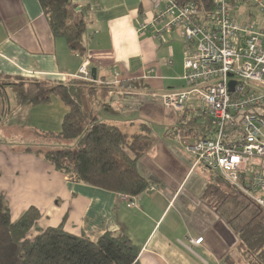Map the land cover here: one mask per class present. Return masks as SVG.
Segmentation results:
<instances>
[{
	"label": "crops",
	"instance_id": "crops-1",
	"mask_svg": "<svg viewBox=\"0 0 264 264\" xmlns=\"http://www.w3.org/2000/svg\"><path fill=\"white\" fill-rule=\"evenodd\" d=\"M72 2L85 15L83 55L71 52L65 39L53 35L39 0H0V76L66 81L79 78L86 66L91 75L96 69L98 84H130L127 96H112L97 116L130 136L142 124L153 129L158 140L140 160L139 171L155 190L149 188L132 203L68 179L33 148L41 134L61 132L69 108L54 97L46 105L19 108L7 119L0 98V194L12 220L35 207L42 230L63 226L97 241L124 229L140 249V264L227 263L238 237L205 196L217 177L208 175L189 150L193 133L185 129L188 140L181 138L182 129L171 132L184 115L196 116L203 103L198 95L182 111L162 103L164 95L186 88L182 77L188 46L183 30L162 32L166 21L157 17L163 1ZM142 26L146 29L140 34Z\"/></svg>",
	"mask_w": 264,
	"mask_h": 264
},
{
	"label": "trees",
	"instance_id": "trees-1",
	"mask_svg": "<svg viewBox=\"0 0 264 264\" xmlns=\"http://www.w3.org/2000/svg\"><path fill=\"white\" fill-rule=\"evenodd\" d=\"M39 3L53 35L65 39L71 52L83 55L85 15L72 0H39ZM177 3L181 7L194 5L202 20H209L216 10V0H177ZM236 17L240 20L239 12ZM97 84L93 79L81 78L45 81L0 76V98L7 119L19 108L46 105L54 97L60 99L69 108L61 132L41 134L56 144L33 150L70 179L119 194L134 203L150 188L139 171V162L154 148L158 138L147 124L130 136L99 119L98 110L110 87L102 91ZM129 85L119 83L123 89ZM204 112L200 109L190 118L184 115L171 132L181 129L194 135L209 132L214 125ZM205 196L215 203L238 237L236 249L240 257L226 258V262L237 264L246 258L250 264H264V209L221 178L207 186ZM40 219V211L31 207L13 221L6 199L0 194V264H140V249L124 229L92 241L85 235L65 231L63 226L42 230L38 228Z\"/></svg>",
	"mask_w": 264,
	"mask_h": 264
},
{
	"label": "built area",
	"instance_id": "built-area-1",
	"mask_svg": "<svg viewBox=\"0 0 264 264\" xmlns=\"http://www.w3.org/2000/svg\"><path fill=\"white\" fill-rule=\"evenodd\" d=\"M158 1L165 3L157 17L166 21L162 32L182 29L188 46L186 88L164 95L162 103L182 111L198 95L214 126L194 135L189 150L210 173L264 209V0H216L209 20L192 4ZM245 5L256 11L242 21L236 16L245 13ZM79 78L92 80L86 66ZM182 131L181 138L189 140Z\"/></svg>",
	"mask_w": 264,
	"mask_h": 264
},
{
	"label": "rangeland",
	"instance_id": "rangeland-1",
	"mask_svg": "<svg viewBox=\"0 0 264 264\" xmlns=\"http://www.w3.org/2000/svg\"><path fill=\"white\" fill-rule=\"evenodd\" d=\"M244 8H245V13L244 14H242L241 15V18H240V20H242V21H244V20H246L248 17H249V13L250 12H255L256 11V8H250V7H248L247 5H245L244 6ZM97 86H100V88L102 89H108V87H110V88H112V89H110L109 88V93L107 94V96L104 98V99H102V104L104 105L106 102H110V100H111V97L112 96H116V95H118V93H120V92H122L123 93V96H127V95H124V93H125V91H126V88L125 89H123V88H120L119 87V84H117V85H114V86H112V85H108V84H97ZM103 89H102V91H103ZM204 109V108H203ZM205 114H206V112H204ZM55 141L54 140H48V139H46V138H41V139H39V141L37 142V145H35V147H38V146H42V147H44V146H46L45 148H47V147H50V146H54L53 144H56V142L54 143ZM34 147V148H35ZM40 148V147H39ZM51 148V147H50ZM205 172L208 174V175H210V173H209V171L207 170V169H205ZM67 178L68 179H70L68 176H67ZM70 180H72V179H70ZM10 213H11V211H10ZM232 257L234 258V259H238L239 257H240V254L238 253V251L236 250V248H233V253H232ZM225 264H228V263H225ZM237 264H250V262H249V260L248 259H246V258H243L242 259V261L241 262H238Z\"/></svg>",
	"mask_w": 264,
	"mask_h": 264
},
{
	"label": "water",
	"instance_id": "water-1",
	"mask_svg": "<svg viewBox=\"0 0 264 264\" xmlns=\"http://www.w3.org/2000/svg\"><path fill=\"white\" fill-rule=\"evenodd\" d=\"M97 71H96V69H92V79H93V81H96L97 80Z\"/></svg>",
	"mask_w": 264,
	"mask_h": 264
}]
</instances>
